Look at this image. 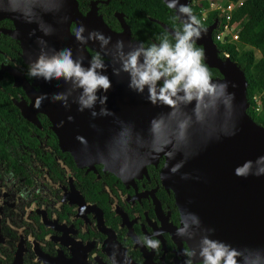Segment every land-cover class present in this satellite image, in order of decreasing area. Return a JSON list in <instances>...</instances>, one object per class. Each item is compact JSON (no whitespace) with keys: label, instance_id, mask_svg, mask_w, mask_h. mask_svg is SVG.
I'll use <instances>...</instances> for the list:
<instances>
[{"label":"water","instance_id":"95a60500","mask_svg":"<svg viewBox=\"0 0 264 264\" xmlns=\"http://www.w3.org/2000/svg\"><path fill=\"white\" fill-rule=\"evenodd\" d=\"M163 1L167 4V0ZM187 1L178 0L177 8L181 4L187 5ZM9 7L19 10L11 15L12 11L5 10ZM173 10L178 16L177 10ZM22 13L33 22L26 23ZM3 18L12 22L13 29L7 33L18 41L28 64L37 59L42 49L51 54L54 50L69 48L73 58L83 59L85 66L91 60L90 50L103 56L105 66L118 68L119 64H109L112 51L108 45L115 46L124 38L132 46L139 45L130 39L129 29L124 23H120L119 32L111 31L96 14L93 4L82 14L76 0H0V19ZM183 19L180 17L178 20ZM71 24L73 29H70ZM81 24L86 29L85 37L93 31L111 37L106 48H102L98 40L78 41L73 30ZM215 27L216 20L202 27L201 38L196 44L205 50L204 63L221 74L220 78L213 80L227 82L228 92L234 93L231 113L220 104L218 111L210 109L205 114L203 122L198 123L193 118L184 141H177L172 132L185 118L183 113L191 115L192 105L176 112L165 106H153L143 96L128 89L126 73L119 77L113 75V69L107 73L112 80V88L106 93L108 101L105 107L111 114L95 118L90 110L78 111L72 97H69L68 107L61 101H52L53 94L69 89L70 85L63 79L51 82L35 80L42 94L48 97L44 108L49 112L47 114L65 149L78 157L87 156L104 164L109 162L107 164L115 172L125 165L143 167L145 162L163 156L161 175L174 192L182 227L187 223L190 228L200 230L192 231L195 233L191 239L192 248L197 246L198 238L212 228L215 232L211 238H223V242L241 252V259L246 257L251 264L255 261L264 264V174L247 178L234 174V169L247 161L253 163L252 171H256V161L264 157V126L255 123L246 113V81L242 71L235 62L228 58L220 60L215 54V44L210 37ZM46 32L50 34L46 35ZM128 48L129 45H125V51ZM226 59L230 63H225ZM96 111L99 112V106ZM158 116L163 117L164 127L156 143L161 150L155 151L149 124ZM233 124L238 128L236 135H224L223 132L230 131ZM71 141L77 146H71ZM175 165L180 167L173 173L171 169ZM185 173L189 174V179L181 178ZM194 218L199 221L198 227Z\"/></svg>","mask_w":264,"mask_h":264},{"label":"flooded vegetation","instance_id":"af4514ba","mask_svg":"<svg viewBox=\"0 0 264 264\" xmlns=\"http://www.w3.org/2000/svg\"><path fill=\"white\" fill-rule=\"evenodd\" d=\"M106 1L89 0L81 13L93 4L102 16ZM112 15L116 28L106 26L119 32L124 17ZM12 29L0 19V264H113L114 254L116 264H184L193 243L177 235L183 221L161 175L163 156L122 176L65 149L46 103L34 107L43 94ZM157 232L158 249L136 242Z\"/></svg>","mask_w":264,"mask_h":264},{"label":"clouds","instance_id":"9594fccd","mask_svg":"<svg viewBox=\"0 0 264 264\" xmlns=\"http://www.w3.org/2000/svg\"><path fill=\"white\" fill-rule=\"evenodd\" d=\"M169 8L176 9L178 16L184 17L181 21L182 28L178 29L169 39L168 35L158 38L157 43H152L145 47L143 44L136 46L129 45L125 51L123 40H118L114 46V60L119 64L118 68H113V75L119 77L121 73L127 74V87L130 91L144 97L146 102L153 106H165L172 112L183 111L192 105L191 115L184 114V119L175 126L172 134L177 141H184L187 138V130L193 118L201 123L205 120V114L211 109L218 111L219 105L223 104L226 111L231 113L234 93L228 92V83L214 81L212 74L204 63L205 50L203 47H196V41L201 38V21L193 14L192 8L187 5H178V0H167ZM5 10L18 11V8L9 7ZM25 16L26 23L33 20ZM85 27L81 24L74 28L73 35L81 43H86L88 39L98 40L102 48L111 41V37L93 31L85 37ZM50 34V32L45 33ZM105 64L99 53L94 55L85 66L83 59H74L69 48L60 51H52L51 54L41 50L36 60L32 61L27 70V75L36 79H43L45 82L61 80L70 85L64 93H55L51 99L53 102L61 101L65 107L69 106V97L72 103L77 104L78 111L90 110L93 118L98 115H110V111L105 107L108 101L106 93L112 88V80L104 73ZM76 95L73 96V94ZM146 93V95H145ZM48 99L47 95L39 96L35 100L34 107L40 108L42 101ZM99 106V112L96 108ZM71 120L72 118L69 117ZM164 127L163 117H154L149 124V132L154 137L153 150L159 151L156 143L160 140ZM238 128L233 124L231 130H225L224 135L235 136ZM219 137H217L218 139ZM83 140L81 137H77ZM256 171L253 172V163L245 162L242 166L234 169V174L238 177L247 178L249 175L261 176L264 174V157L256 161ZM180 165H175L171 169L175 173ZM120 174L125 176L127 166L120 168ZM182 179H189V174L185 173ZM194 223L199 226L198 219L194 218ZM189 225L177 229L178 236L187 235L192 239L195 233H189ZM207 234L202 235L195 248L185 249L182 253L187 257L184 264H249L248 258L241 259V252L221 240L211 238L215 229H207ZM141 236L137 243L150 249H158L160 241L155 236ZM113 264H116L115 254ZM253 264H260L259 261Z\"/></svg>","mask_w":264,"mask_h":264},{"label":"trees","instance_id":"16d2710c","mask_svg":"<svg viewBox=\"0 0 264 264\" xmlns=\"http://www.w3.org/2000/svg\"><path fill=\"white\" fill-rule=\"evenodd\" d=\"M88 1L76 0L80 12L87 8ZM205 4L206 0L187 1V6L192 8L198 19L199 8ZM99 7L102 21L111 28L116 25L112 12H121L131 39L145 47L157 43L158 38L163 35L172 39V32L182 28L173 8H169L163 0H107L106 3L99 4ZM232 16L238 26L237 38L228 40L226 37L224 41H215V54L220 60L223 59V54H226L242 71L246 81V113L255 123L264 126V0H242V4L232 10ZM214 20L219 23L223 21V17L216 11H210L205 19L200 21L201 25H210ZM216 28L217 24L211 30L212 34L216 32ZM70 29H73V24ZM196 47L201 46L196 44ZM255 50L259 54L257 57ZM90 53L92 57L97 54L89 50ZM101 57L103 59V56ZM208 68L212 77L221 76L216 68ZM252 96H255L256 100Z\"/></svg>","mask_w":264,"mask_h":264},{"label":"built area","instance_id":"2783aa9c","mask_svg":"<svg viewBox=\"0 0 264 264\" xmlns=\"http://www.w3.org/2000/svg\"><path fill=\"white\" fill-rule=\"evenodd\" d=\"M242 4V0L234 2L226 0H206V4L199 8V19L203 20L210 11H216L223 17V21L217 23L216 32L213 34V41L235 40L237 38V22L232 16V10ZM256 100L255 96H252ZM257 109V108H255Z\"/></svg>","mask_w":264,"mask_h":264},{"label":"bare ground","instance_id":"6f19581e","mask_svg":"<svg viewBox=\"0 0 264 264\" xmlns=\"http://www.w3.org/2000/svg\"><path fill=\"white\" fill-rule=\"evenodd\" d=\"M11 15H15V12L12 11V12H11ZM123 41H124V44H125V45H130V44L128 43V41H127L125 38L123 39ZM108 46L110 47V50H111V51H114V46H112V45H110V44H109ZM225 63L228 64V63H230V62H229V60L226 59V60H225ZM109 64H112V65H113V64H118V63L114 60L113 55L111 56V61L109 62ZM112 69H113V68H111V67L105 66L104 73L107 75V73L110 72V71H112Z\"/></svg>","mask_w":264,"mask_h":264},{"label":"rangeland","instance_id":"374dc122","mask_svg":"<svg viewBox=\"0 0 264 264\" xmlns=\"http://www.w3.org/2000/svg\"><path fill=\"white\" fill-rule=\"evenodd\" d=\"M254 54H255L256 57L259 55L256 50L254 51ZM43 101L46 102L45 100H43ZM71 146H77V145L74 142L71 141Z\"/></svg>","mask_w":264,"mask_h":264}]
</instances>
